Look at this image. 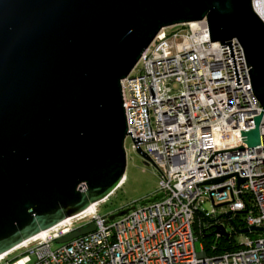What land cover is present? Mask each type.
Listing matches in <instances>:
<instances>
[{
    "label": "water",
    "instance_id": "1",
    "mask_svg": "<svg viewBox=\"0 0 264 264\" xmlns=\"http://www.w3.org/2000/svg\"><path fill=\"white\" fill-rule=\"evenodd\" d=\"M253 1L0 0V255L106 199L123 182L130 134L122 81L162 29L206 20L211 42L230 46L236 86L242 85L237 40L264 109V20ZM254 120L243 132L250 148L261 144L262 114ZM256 229L263 230L239 232ZM93 230L91 223L57 243ZM215 234L230 233L215 225Z\"/></svg>",
    "mask_w": 264,
    "mask_h": 264
},
{
    "label": "built area",
    "instance_id": "2",
    "mask_svg": "<svg viewBox=\"0 0 264 264\" xmlns=\"http://www.w3.org/2000/svg\"><path fill=\"white\" fill-rule=\"evenodd\" d=\"M253 6L264 20V0ZM233 46L237 86L230 46L211 42L206 20L162 29L122 81L127 138L159 171L154 201L111 220L98 210L111 194L0 261L20 253L14 264H264V109L252 90L244 49L237 40ZM260 114L261 144L250 148L243 132ZM210 201L209 212L203 206ZM218 204H225L220 211ZM197 212H230L228 220L245 213L247 228L263 230H251L238 250L208 256L204 246H195ZM91 223L92 232L57 243Z\"/></svg>",
    "mask_w": 264,
    "mask_h": 264
},
{
    "label": "rangeland",
    "instance_id": "3",
    "mask_svg": "<svg viewBox=\"0 0 264 264\" xmlns=\"http://www.w3.org/2000/svg\"><path fill=\"white\" fill-rule=\"evenodd\" d=\"M132 144V139L127 138L125 147L128 161L124 183L106 202L100 204L98 210L101 215L108 216L122 209L139 206L156 195L159 189L160 178L158 169L153 164L145 165L142 157L132 148ZM203 207L210 212L213 208V204L210 201L204 204ZM218 210L220 211V208H218ZM248 236L249 235L241 233L237 234L236 238L238 242L241 243ZM195 237L197 238L195 242L196 249L197 251H201L204 243L198 233L195 234ZM56 246H58L57 243H55L54 247ZM19 254L20 253L10 256L8 260L0 261V264H14ZM18 257L21 258L22 255Z\"/></svg>",
    "mask_w": 264,
    "mask_h": 264
},
{
    "label": "trees",
    "instance_id": "4",
    "mask_svg": "<svg viewBox=\"0 0 264 264\" xmlns=\"http://www.w3.org/2000/svg\"><path fill=\"white\" fill-rule=\"evenodd\" d=\"M245 218V213L236 214L233 219L228 220L223 216L211 217L204 214L203 212H197L196 221L194 223V232L198 233L201 240L203 241L206 254L208 256H217L225 252H231L241 248L242 244L238 242L236 236L237 234H241L239 230L247 228ZM232 221L237 226V228L233 227L231 223ZM221 224H224L228 228V232L230 233L228 237H218L215 234V225ZM243 234L250 235L249 232H245ZM17 260L18 259H15V261Z\"/></svg>",
    "mask_w": 264,
    "mask_h": 264
},
{
    "label": "bare ground",
    "instance_id": "5",
    "mask_svg": "<svg viewBox=\"0 0 264 264\" xmlns=\"http://www.w3.org/2000/svg\"><path fill=\"white\" fill-rule=\"evenodd\" d=\"M91 207H92V206H91ZM4 255H5V254H3V255H0V260H1V259L4 257Z\"/></svg>",
    "mask_w": 264,
    "mask_h": 264
}]
</instances>
